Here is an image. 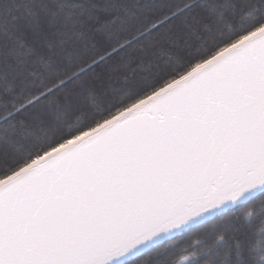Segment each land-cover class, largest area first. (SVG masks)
<instances>
[{
    "label": "snow or ice",
    "instance_id": "6c2138e0",
    "mask_svg": "<svg viewBox=\"0 0 264 264\" xmlns=\"http://www.w3.org/2000/svg\"><path fill=\"white\" fill-rule=\"evenodd\" d=\"M0 264H264V0H0Z\"/></svg>",
    "mask_w": 264,
    "mask_h": 264
}]
</instances>
